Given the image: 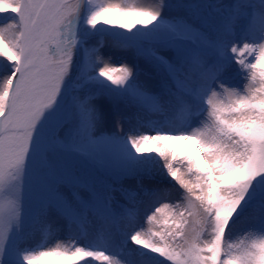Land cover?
Listing matches in <instances>:
<instances>
[{
	"label": "snow or ice",
	"instance_id": "snow-or-ice-1",
	"mask_svg": "<svg viewBox=\"0 0 264 264\" xmlns=\"http://www.w3.org/2000/svg\"><path fill=\"white\" fill-rule=\"evenodd\" d=\"M132 257L264 264V0H0V264Z\"/></svg>",
	"mask_w": 264,
	"mask_h": 264
},
{
	"label": "rangeland",
	"instance_id": "rangeland-1",
	"mask_svg": "<svg viewBox=\"0 0 264 264\" xmlns=\"http://www.w3.org/2000/svg\"><path fill=\"white\" fill-rule=\"evenodd\" d=\"M131 2V0H130ZM174 147H176L177 151L179 152H188L191 150L192 145L188 142L185 141H179L176 142V144L173 145ZM43 242V241H40ZM132 261H134V264H139V258L138 257H132L130 258Z\"/></svg>",
	"mask_w": 264,
	"mask_h": 264
},
{
	"label": "bare ground",
	"instance_id": "bare-ground-1",
	"mask_svg": "<svg viewBox=\"0 0 264 264\" xmlns=\"http://www.w3.org/2000/svg\"><path fill=\"white\" fill-rule=\"evenodd\" d=\"M176 144V143H175Z\"/></svg>",
	"mask_w": 264,
	"mask_h": 264
}]
</instances>
